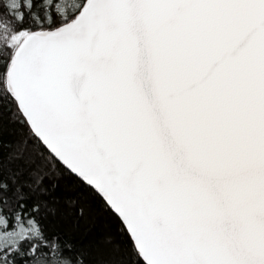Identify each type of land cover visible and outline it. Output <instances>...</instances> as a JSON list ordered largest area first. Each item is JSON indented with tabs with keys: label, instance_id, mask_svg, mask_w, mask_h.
I'll list each match as a JSON object with an SVG mask.
<instances>
[{
	"label": "snow or ice",
	"instance_id": "6c2138e0",
	"mask_svg": "<svg viewBox=\"0 0 264 264\" xmlns=\"http://www.w3.org/2000/svg\"><path fill=\"white\" fill-rule=\"evenodd\" d=\"M7 124L11 160L39 147L103 199L132 264H264V0H0V146ZM19 176L0 156V264H88Z\"/></svg>",
	"mask_w": 264,
	"mask_h": 264
},
{
	"label": "trees",
	"instance_id": "16d2710c",
	"mask_svg": "<svg viewBox=\"0 0 264 264\" xmlns=\"http://www.w3.org/2000/svg\"><path fill=\"white\" fill-rule=\"evenodd\" d=\"M7 107L15 111L10 101L7 102ZM4 119L8 121L7 113ZM27 135V130L20 125L7 124L3 138L6 146H0V156L5 168L19 170L20 183L31 185L38 178L41 181L40 187L47 190L43 195L40 192L35 193L34 198L47 200L50 206L58 209L55 217L49 216L43 221L48 233H58L62 239L84 250L88 254V264H104L112 258L111 246L105 243L106 238L111 237L113 243L119 246L125 264H132L136 258L131 255V244L127 235L121 231L120 221L109 211L103 199L87 185L57 162L43 159L42 157L48 156L47 152L37 155L41 149L31 144L22 159H10V153ZM25 191L28 189L25 188ZM69 201L76 203L70 206ZM78 207L84 208L83 217L77 215ZM15 259L17 264H24L30 257Z\"/></svg>",
	"mask_w": 264,
	"mask_h": 264
}]
</instances>
